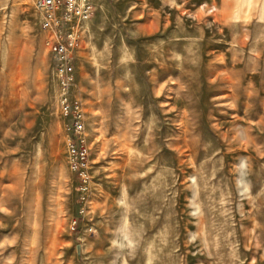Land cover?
Instances as JSON below:
<instances>
[{
    "label": "rangeland",
    "instance_id": "rangeland-1",
    "mask_svg": "<svg viewBox=\"0 0 264 264\" xmlns=\"http://www.w3.org/2000/svg\"><path fill=\"white\" fill-rule=\"evenodd\" d=\"M85 182L35 0H0V264H264V0H92Z\"/></svg>",
    "mask_w": 264,
    "mask_h": 264
},
{
    "label": "built area",
    "instance_id": "built-area-1",
    "mask_svg": "<svg viewBox=\"0 0 264 264\" xmlns=\"http://www.w3.org/2000/svg\"><path fill=\"white\" fill-rule=\"evenodd\" d=\"M34 5L39 27L47 34L46 46L59 88L61 114L70 120L66 128L70 168L85 182L88 155L85 127L77 102L71 100V90L76 81L75 53L95 13V5L92 0H35Z\"/></svg>",
    "mask_w": 264,
    "mask_h": 264
}]
</instances>
